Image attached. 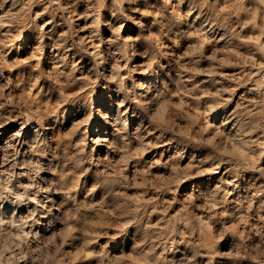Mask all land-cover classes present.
<instances>
[{
    "label": "rangeland",
    "instance_id": "rangeland-1",
    "mask_svg": "<svg viewBox=\"0 0 264 264\" xmlns=\"http://www.w3.org/2000/svg\"><path fill=\"white\" fill-rule=\"evenodd\" d=\"M262 17L0 0V264H264Z\"/></svg>",
    "mask_w": 264,
    "mask_h": 264
},
{
    "label": "clouds",
    "instance_id": "clouds-1",
    "mask_svg": "<svg viewBox=\"0 0 264 264\" xmlns=\"http://www.w3.org/2000/svg\"><path fill=\"white\" fill-rule=\"evenodd\" d=\"M239 3H243V0H238ZM256 3L259 5H264V0H256ZM264 18V17H262ZM261 51H264V49H261ZM258 103L264 104V99H262L261 101H259ZM0 191H8V189L5 187L4 184L0 183ZM3 221H0V228H2L3 226ZM14 227L16 225H13Z\"/></svg>",
    "mask_w": 264,
    "mask_h": 264
}]
</instances>
